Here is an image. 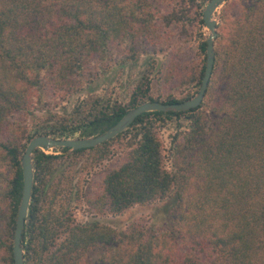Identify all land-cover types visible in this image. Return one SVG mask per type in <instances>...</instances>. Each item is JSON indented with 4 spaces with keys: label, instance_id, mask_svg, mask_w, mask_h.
<instances>
[{
    "label": "trees",
    "instance_id": "1",
    "mask_svg": "<svg viewBox=\"0 0 264 264\" xmlns=\"http://www.w3.org/2000/svg\"><path fill=\"white\" fill-rule=\"evenodd\" d=\"M196 1L0 0V264H12L20 155L28 140L88 138L142 101L190 99L203 78L206 39L197 33L194 67L183 73L171 61L161 67L164 81L191 87L180 97L149 96L151 60L124 104L89 95L70 118H55L31 134L28 113L75 93L96 61L121 54L114 61L122 63L138 53L171 52L166 40L172 23L203 28ZM232 8L239 10L228 19ZM209 77L195 108L143 112L114 138L68 155L32 152L31 201L20 237L23 264H264V0H226ZM181 115L190 126L175 136L179 162L171 173L156 131ZM128 133L133 145L118 165L99 174L92 194L80 189L76 199L93 213L119 216L134 205L168 200L179 183L174 201L157 209L152 227L130 222L115 232L98 223L75 225L51 203L47 208L44 188L58 163L84 153L99 163Z\"/></svg>",
    "mask_w": 264,
    "mask_h": 264
},
{
    "label": "rangeland",
    "instance_id": "2",
    "mask_svg": "<svg viewBox=\"0 0 264 264\" xmlns=\"http://www.w3.org/2000/svg\"><path fill=\"white\" fill-rule=\"evenodd\" d=\"M197 5L202 6V11L207 4L201 0H197ZM226 2V1H225ZM224 2V3H225ZM204 3V4H203ZM224 3H222L214 12L216 23L218 22V13L221 11ZM239 9L232 8L227 13L228 19ZM191 13V12H190ZM184 21V18H182ZM183 26H178L172 23L168 28L167 43L172 44V51L165 54L157 52L155 54L138 53L134 58L128 59L126 62L118 63L115 59L106 60L103 62H94L91 65L92 72L90 79L84 78L80 89L72 95L58 100L56 103H48V106L39 105L35 110L28 113L25 118V124L30 134L34 128L40 126H49L54 123V119L58 117L70 118L73 109L86 99L89 95L98 96L102 101L117 102L124 104L128 101L131 90L139 81L142 72L148 67V63L153 60L154 68L150 74V91L149 96L152 99L165 97L168 93H173L175 97H180L186 92H189L191 87L178 79H170L168 82L163 80L166 73H161V67L164 61L170 62L177 66L181 73L184 72L186 66L194 67L196 60L193 54V44L197 39V33H201L202 37L207 38V31L204 26L201 30H196L192 25H188L185 21ZM165 44V42H164ZM163 44V45H164ZM183 46L182 51L177 53ZM161 80V81H160ZM44 101H47L44 99ZM208 103V104H207ZM206 110L211 107V102H206ZM205 112L207 113V111ZM190 126V121L184 116L172 117L163 127L156 131L157 137L163 149V165L167 172H175L178 165V158L174 152L175 136L182 131H187ZM72 137L70 139H73ZM133 145V140L129 138V133L125 138L113 143L109 147V153L105 159L97 163L87 153H84L79 158H68L58 163L54 169L50 171L49 180L44 188H47V196H49L48 206L51 203L54 210L63 211L65 215L71 216L75 225H89L91 223L103 224L105 227L113 229L115 232L125 231L130 222H135L138 225H143L144 228H149L157 222L158 210L166 204H171L175 199V192L179 189V183H175L169 195V199L165 201L154 202L150 205H134L125 213L119 216H111L108 214H97L89 211L90 209L84 202H79L76 199V193L81 191L92 194L91 188H96V182L101 172L117 166L119 161L129 151ZM49 148L47 151H42L44 154L63 153L68 155L71 152L65 153L59 151L60 148ZM92 188V189H93ZM88 190V191H86ZM53 197V201L50 197ZM261 264V263H259Z\"/></svg>",
    "mask_w": 264,
    "mask_h": 264
},
{
    "label": "water",
    "instance_id": "3",
    "mask_svg": "<svg viewBox=\"0 0 264 264\" xmlns=\"http://www.w3.org/2000/svg\"><path fill=\"white\" fill-rule=\"evenodd\" d=\"M226 0H208L203 11L201 12V21L205 30L207 31L206 38V52H205V66L203 78L198 89V92L190 99L183 100L176 103L163 104L156 101H142L137 105L128 108V110L120 117L121 119L107 130L89 136L88 138H55L52 136L38 135L30 138L25 144L24 149L20 155V172H21V188L19 196V204L15 211L14 228H13V244L11 248L12 264H23L22 250H21V232L24 227L27 208L30 204V194L32 189V173H33V159L32 152L35 149L47 151L49 148H62L66 150L62 152L68 153L80 149H89L102 141H107L114 138L117 134L129 128L130 124L134 121L137 115L143 112H168V111H184L197 107L202 101L204 92H206L208 82L210 79L214 40L216 38V20L214 12Z\"/></svg>",
    "mask_w": 264,
    "mask_h": 264
}]
</instances>
